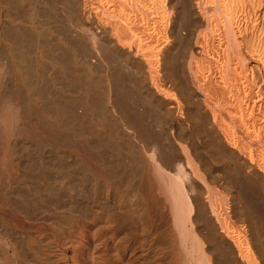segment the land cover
<instances>
[{
  "label": "bare ground",
  "instance_id": "6f19581e",
  "mask_svg": "<svg viewBox=\"0 0 264 264\" xmlns=\"http://www.w3.org/2000/svg\"><path fill=\"white\" fill-rule=\"evenodd\" d=\"M0 264H264V0H0Z\"/></svg>",
  "mask_w": 264,
  "mask_h": 264
},
{
  "label": "rangeland",
  "instance_id": "374dc122",
  "mask_svg": "<svg viewBox=\"0 0 264 264\" xmlns=\"http://www.w3.org/2000/svg\"><path fill=\"white\" fill-rule=\"evenodd\" d=\"M181 11H182L181 13L184 15V7H182V6H181ZM183 15H182V16H183ZM187 24H188V23H187ZM189 24H190V25H189V28H188V25L186 26L188 29L191 28V30H192V28H193V30H194V29L196 28L193 22H191V23L189 22ZM193 25H194V27H192ZM184 28H185V27H184ZM184 28H183V30H184ZM188 29L185 28L184 32H185L186 30H188ZM183 30H182V31H183ZM186 32H187V31H186ZM186 32H185V33H186ZM188 39H189V41H187ZM186 41H187V42H186ZM185 42H186V44H187V46H188V44L191 43L192 40H190V38H186ZM166 119L168 120L167 122H168L169 124H172V123H174V121H175L172 115H170V116H169L168 118H166ZM191 120H192V119H190L189 121L192 123ZM191 123H189L188 125H190V127H189L190 129H193V128H192L193 126L191 127ZM193 125H194V124H193ZM183 128H184V130H187V129H188V127L186 128L185 126H184ZM185 128H186V129H185ZM190 129H189V131H188L189 133L186 131V134L188 133V136H189V134H190V137L193 136V141H196V142H193V143H197V144H195V145L197 146V147L195 146V149H197V151H198L199 153H200V151H202V153H200V154L202 155V158L204 159V161L207 162L208 167H209V168L212 167L211 170H212V171H215L216 174H217L219 171H220V172H225V173H226V172L228 171V169L226 170V168H227V165H229V161L226 160V159L223 157L222 154H221L222 157L219 156L220 153H219L218 151H216V153H215V151L211 150V155H212L213 152H214V154L216 155V158L220 157L219 159H215V158H214L215 160H218V161H213V160H214V159H213V160H212L213 163H212V161H211L212 158H209V157H211V155H210V150H209V149H206V147H207V148L209 147V146H208V141L205 140L206 138H204L205 141L202 140L203 135H202L201 138H200L201 133H199V134H200L199 136H197V135H196V137L194 136V134H198V133H196V132H198L199 129H198L197 131H196L195 128H194L193 131H191ZM190 131H191V132H190ZM195 131H196V132H195ZM193 132H194V133H193ZM199 138H200V139H199ZM198 139H199V140H198ZM200 140H202V141L200 142ZM197 141H198V142H197ZM206 141H207V143H206ZM202 142H203L204 144L201 145ZM205 143L207 144V146H206ZM198 144H199V145H198ZM203 145H204V146H203ZM199 146H200L201 148H200ZM202 146H203V147H202ZM198 148H200V150H198ZM206 150H209V155H208V153H205ZM212 151H213V152H212ZM203 152H204L205 154H203ZM207 152H208V151H207ZM217 152H218L219 154H218ZM214 154H213V157H214ZM206 155H208V156H207L208 158L206 157ZM223 158H224V159H223ZM207 159H208V160L210 159V160H209V161H210V164H208L209 161H208ZM221 159H222V160H221ZM206 160H207V161H206ZM223 160H224V161H223ZM219 161H221V162H219ZM225 161H226V162H225ZM214 162H215V163H214ZM224 162H225V163H224ZM212 164H214V165L212 166ZM217 166H218V167H217ZM225 170H226V171H225ZM220 172H219V174H223V175H220V176H222V177L224 176V177H225V173H220Z\"/></svg>",
  "mask_w": 264,
  "mask_h": 264
}]
</instances>
